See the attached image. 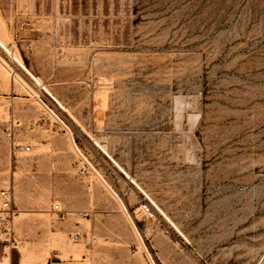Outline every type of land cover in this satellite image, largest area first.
Here are the masks:
<instances>
[{"label": "rangeland", "instance_id": "obj_1", "mask_svg": "<svg viewBox=\"0 0 264 264\" xmlns=\"http://www.w3.org/2000/svg\"><path fill=\"white\" fill-rule=\"evenodd\" d=\"M0 31V264H264V0H0Z\"/></svg>", "mask_w": 264, "mask_h": 264}, {"label": "built area", "instance_id": "obj_2", "mask_svg": "<svg viewBox=\"0 0 264 264\" xmlns=\"http://www.w3.org/2000/svg\"><path fill=\"white\" fill-rule=\"evenodd\" d=\"M0 195L2 198V206L0 207V236H11L10 223L12 221V214L14 213L12 192L10 189H3L1 190ZM140 208L146 215L153 214L152 208L147 203H142ZM54 209L61 218L65 217V211L60 205L56 204ZM147 255L151 258L153 264H155L148 250Z\"/></svg>", "mask_w": 264, "mask_h": 264}, {"label": "crops", "instance_id": "obj_3", "mask_svg": "<svg viewBox=\"0 0 264 264\" xmlns=\"http://www.w3.org/2000/svg\"><path fill=\"white\" fill-rule=\"evenodd\" d=\"M0 45H2V44L0 43ZM45 264H91V263L89 261H87L86 259H74V258L61 259V258H58V259H48Z\"/></svg>", "mask_w": 264, "mask_h": 264}, {"label": "bare ground", "instance_id": "obj_4", "mask_svg": "<svg viewBox=\"0 0 264 264\" xmlns=\"http://www.w3.org/2000/svg\"><path fill=\"white\" fill-rule=\"evenodd\" d=\"M1 31H2V30H1ZM1 31H0V32H1ZM2 64H3V63H2ZM73 249H74V248H73ZM75 249H76V248H75ZM140 249H141V248H140Z\"/></svg>", "mask_w": 264, "mask_h": 264}]
</instances>
